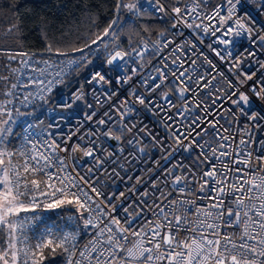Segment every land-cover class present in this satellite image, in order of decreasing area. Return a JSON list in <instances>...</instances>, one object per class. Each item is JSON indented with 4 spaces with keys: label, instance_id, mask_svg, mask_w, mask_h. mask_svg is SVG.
<instances>
[{
    "label": "snow or ice",
    "instance_id": "6c2138e0",
    "mask_svg": "<svg viewBox=\"0 0 264 264\" xmlns=\"http://www.w3.org/2000/svg\"><path fill=\"white\" fill-rule=\"evenodd\" d=\"M156 3V10L164 12L159 0ZM203 3L205 0H193L187 14L196 13ZM250 3H255L257 15H253L248 6ZM142 7L137 0H116L117 14L90 43H83L82 46L69 43L67 50L54 48L49 43L46 51L54 52L63 59L55 61L59 71L54 79L29 81L38 85L36 93L28 92L21 99L16 90L27 88L29 84L9 83L11 76L0 75V85H3L0 90V264H44L45 260L57 256L64 257V264H264V139L254 141L250 135L251 129L260 128L264 121V61L258 58L257 51L264 52V24L257 27V16L264 13V0H225L215 5L212 14L206 17L209 21H218V24L203 26V31L211 32L214 42L225 46L224 52L216 48L212 49L213 52L221 61H230L231 68L236 69V80H228L227 89L215 88V75L210 78L192 75L190 69L179 72L169 69L175 87H172L167 72L160 68L155 69L156 76H148L142 81L146 91L151 92L162 90L168 82V90L161 91V99L168 108L161 107V111L169 112L177 107L170 99L172 94H176L180 102L177 115L189 119L196 111L203 113V116L195 115L187 129H173L174 143L182 146L190 156L195 153L194 166H189L180 175L169 169L167 175L171 177V188L168 192L153 183L152 188L159 192V196H155L151 204L146 199L149 196L147 190L135 206L121 203L122 213L112 203V197L106 201L102 199L103 193L96 187L99 183L97 174L106 160L97 154L96 148H102V145L98 146L95 140H89L88 147L77 143L69 149L52 139L51 133L45 135L43 130L39 133L33 131L36 125L25 120L21 146L8 147L16 118L32 115L21 108L27 109L35 100L47 103L48 94L56 85L65 83L71 72L91 65V57L98 58L102 49L104 63L110 71L120 72L127 67L126 58H130L132 53L143 57V51L132 48L129 52L120 47L119 32L115 28L122 11L137 16ZM172 11L176 14L173 28L181 22L190 28L202 26L195 24L194 20L188 23L180 7H174ZM199 15L197 13V18ZM17 28L16 24L11 25L5 35ZM160 35L164 36V32ZM245 40L253 46L251 50L243 47L238 55L229 50L241 47ZM170 42H166L164 47ZM110 44L112 50H109ZM4 51L0 49V54ZM77 53L78 56L75 55ZM17 56L27 57L28 54H9L7 60L13 61ZM249 57L250 62L257 66L255 71L243 69ZM207 62L215 72L216 65L210 60ZM28 63V59L23 60V64ZM43 63L48 64V61ZM195 63L192 61L193 65ZM8 70L5 66V71ZM16 71L11 69L12 74ZM194 71V68L191 69V72ZM131 72L136 74L137 69L133 67ZM129 80L130 75L116 77L117 84H126ZM109 82L103 70L93 71L87 79V84L94 86ZM204 90L206 95H201ZM105 94L111 99L115 93L105 90ZM85 95L83 86L73 93L75 100L84 99ZM132 96L136 103L146 104V98L136 94L135 90ZM95 99L97 104L102 103L98 96ZM225 100L229 104L227 109L223 108ZM147 103L152 104V101ZM63 107L71 108L72 105L64 104ZM123 107L126 110L120 112V127L117 128L111 114L105 112V118L97 121V128L87 135L121 141L125 130L131 133L136 127L124 122V117L133 111L134 104L125 100ZM225 113L232 117L231 121H225L229 127H223L216 119L224 118ZM95 114L92 112L86 118L91 121ZM167 119L173 120V117L168 115ZM240 120L247 123L244 129H237L241 137L235 143L230 126ZM52 126L50 124L49 128ZM56 126L59 127V124ZM245 134L250 138L244 139ZM70 139L69 136L64 143L67 144ZM254 142L258 143L260 152L255 157L251 147ZM127 143L133 145L136 141L128 140ZM139 151L144 149L141 147ZM61 152L66 153V157L60 156ZM77 152L93 159L94 165L87 168V173L91 175L77 173L73 176L75 167L69 171V160L78 163L73 160V154ZM112 155V152L107 153L108 157ZM201 165L205 167L201 168ZM165 186H168L167 183ZM205 200L208 203H197ZM65 207L75 208L77 215L70 219L77 221V229L66 231L45 224L42 231L29 235L34 223L41 220L35 214L37 209ZM146 212L151 216H147ZM80 221L84 229H95L92 239L83 249L78 247L77 242Z\"/></svg>",
    "mask_w": 264,
    "mask_h": 264
},
{
    "label": "built area",
    "instance_id": "2783aa9c",
    "mask_svg": "<svg viewBox=\"0 0 264 264\" xmlns=\"http://www.w3.org/2000/svg\"><path fill=\"white\" fill-rule=\"evenodd\" d=\"M137 2L143 5L141 10L151 12L158 19H164L167 14L171 16L172 22L167 31L164 32V36H145L134 47L137 51L144 52L143 57H136L135 53H132L130 58H126L128 60L127 67L123 68L120 72L108 70V66L104 63L105 55L102 49L98 58L95 56L91 57L93 60L91 65L82 68L78 72H71L67 75L65 83L56 85L53 91L48 94L47 103L35 100L27 109L21 108L22 111L31 112L32 115L16 118L17 123L14 124L17 128V133L15 135L16 141L13 145L9 146V148H18L21 146L25 135L23 130L25 120L36 125L33 131L39 133L43 130L45 135L51 133L52 139L59 142L62 147H68L70 149L72 145L77 143L84 147H88L89 140H95L98 146L102 145V148H96L97 154L106 160L102 170L97 174L99 183L96 184V187L103 193L102 199L105 201L108 197L113 198L112 203L117 205L121 213L123 212V209L120 208L121 203L135 206L146 190L149 192V196L146 197V199H148L151 204L154 197L159 196V192H155L152 188L153 183L157 184L164 192H168L171 188V177L167 175V171L173 169L176 175H180L185 172V169L189 166H194V162L196 161L195 153L190 156L189 153L183 151L182 146H178L174 143L173 129L177 131L187 129L192 119L195 118V115L203 116V113L196 111L189 119H184L177 115L180 102L176 94H172L170 99L177 104V107L172 108L169 112L161 111V107L164 109L168 108V105L161 99V91L168 90V82H165V86L162 90L151 92L146 91V85L142 81L148 76H156V68H160L167 72L169 80L172 81V87H175V80L169 69L177 72L190 69V74L192 75H206L209 78L215 75L216 80L213 81L215 88L227 89V81L236 80V69L231 68V62L221 61L212 50L216 48L224 52L225 46L215 43V37L212 36L211 32L205 33L203 31V26H215L218 24V21H209L206 17L212 14L215 5L224 3L225 0H205V3L197 8V12L192 13L190 16L187 14V10L192 7L193 0H172L170 5H167L163 0H159V4L163 5L165 9L164 12L156 10L158 7L156 0H137ZM248 6L252 10L253 15H257L258 10L256 9L255 3H250ZM174 7H180L184 10L182 15L188 23L191 24L194 20L195 24H200L202 26L200 28H196L195 26L190 28L187 27L185 23L181 22L176 28H173L172 24L176 21V14L172 11ZM197 13H200L199 18H197ZM257 20V27H259V24H264V13H260L257 16ZM217 35H219V33H217ZM106 39H110V37ZM157 41H159V43H156ZM168 41L171 42L167 44V47H164V44ZM237 43L241 44L240 41ZM210 45L211 47H209ZM243 47H247L251 50L253 46L245 40L242 42L241 47H231L229 50L232 51L234 55H238L243 50ZM93 48H95V46H93ZM109 50H112V48L109 47ZM124 50L131 52L132 48ZM257 51L258 58L264 61V52ZM19 52L27 53L28 56H17L15 62H13L14 60H7V67L9 70H4L2 75L11 76L9 83H20L21 85L29 84L27 88L21 87L16 90L17 95L22 99L23 95L28 92L36 93L38 91V85L30 84V80L39 79L47 81L55 78V73L59 71V67L55 61L62 60L63 57L56 56L55 53L46 51L21 50ZM75 55L78 56L79 53ZM205 57H207V60ZM25 59L29 61L27 65L23 64V60ZM173 60L176 61L175 64H173ZM208 60L216 65L215 72L208 64ZM43 61H48V64L43 63ZM192 61L196 62L195 65L192 64ZM250 61L251 58L249 57L243 65L245 71L256 70L257 66ZM120 63L123 64V62ZM165 65H167V67H165ZM133 67L137 69L136 74H132L131 72ZM193 68L195 71L191 72ZM11 69H16V73L12 74ZM95 70H103L110 82L108 84L95 86L88 85L87 79ZM129 75L131 76V80H129L128 83H116L117 76L126 77ZM17 77H19V80ZM149 83H151V81H149ZM81 86H83L86 95L84 99L75 100L73 93ZM1 87L3 88V85ZM97 89L99 90L97 91ZM105 90L115 93L111 99H108ZM133 90H135L136 94L146 98L145 105H140L134 101V97L132 96ZM201 95H206V90H204ZM95 96L101 99V104L96 103ZM125 100L134 104L133 111L124 117V122L129 126L133 124L136 125L131 133L125 130L124 137L119 142L109 140L99 135H87L97 128V121L101 118H105V112H109L113 121L116 123V127H120V112L126 110L123 107V102ZM148 100H151L152 104H148ZM64 104H71L72 107H63ZM89 105H91V107H89ZM228 107L229 104L225 100L223 102V108L227 109ZM92 112L96 114L90 121L86 117ZM168 115L172 116L173 120H168ZM60 117H63V119H59ZM216 119L220 120V124L223 127H229L225 121H231L232 117L225 113L224 118L216 117ZM246 123V121L240 120L238 123L233 122L231 124L230 132L231 135L236 138L235 143H238L241 137V132L237 129H244ZM50 124L53 125L51 128H49ZM57 124H59V127L56 126ZM168 125H171V127H168ZM141 129H143V131H141ZM250 135L254 141L264 139V121L261 122L260 128H252ZM69 136L71 139L65 144L64 141L67 140ZM81 137H84V139H81ZM249 138L250 136L248 134L244 135V139ZM205 139H208V137H205ZM128 140H135L136 143L129 145L127 143ZM141 147L144 149L143 152L139 151ZM251 147L254 150V157L260 154L258 143L254 142ZM196 151L198 152L199 150L197 149ZM108 152H112L113 155L108 157ZM59 155L66 157L67 154L61 152ZM73 160L78 161V163H73L72 160L68 161L69 171H71L73 167L76 168V172H72L73 176H76L77 173L85 176L91 175L87 173V168L94 165V161L91 157L86 160H81L76 157L75 153L73 154ZM180 165L184 167L182 168ZM203 167H205V165H201V168ZM166 183L168 185L167 187L165 186ZM120 193H124V196L121 197ZM117 197H119V199H117ZM97 202H99V200ZM197 203H208V201H198ZM35 214L39 216L41 220L36 221L29 230L30 236L33 232H37V230L42 231L45 224L50 227L56 226L66 231L77 229V221L75 219H70L77 214L69 209L66 211L61 209H37ZM145 214L151 216V213L146 212ZM28 215H31V213ZM94 231L95 229H84L83 222H79L77 242L80 249H83L84 246L88 244L89 240L92 239V233ZM227 231L231 232L232 229H228ZM62 259L60 264H64V257ZM47 261L48 260H45L44 264H48Z\"/></svg>",
    "mask_w": 264,
    "mask_h": 264
},
{
    "label": "trees",
    "instance_id": "16d2710c",
    "mask_svg": "<svg viewBox=\"0 0 264 264\" xmlns=\"http://www.w3.org/2000/svg\"><path fill=\"white\" fill-rule=\"evenodd\" d=\"M170 5L172 0H163ZM116 0H0V65H7V55L21 50L46 51L49 43L54 48L67 50L69 43L82 46L101 34L117 14ZM128 2V0H125ZM121 19L115 25L119 32L120 47L134 48L145 36L158 37L166 32L172 22L171 16L158 19L151 12L141 10L137 16L127 11L120 13ZM18 25V42L5 35L12 22ZM122 25V27H121ZM110 48L113 46L110 44ZM48 52V51H46ZM54 53V52H53ZM15 62V60L13 61ZM4 69L0 68V75ZM16 133L11 145L16 141ZM10 145V146H11ZM75 212L74 208L61 210ZM63 256L47 259L48 264H60Z\"/></svg>",
    "mask_w": 264,
    "mask_h": 264
},
{
    "label": "rangeland",
    "instance_id": "374dc122",
    "mask_svg": "<svg viewBox=\"0 0 264 264\" xmlns=\"http://www.w3.org/2000/svg\"><path fill=\"white\" fill-rule=\"evenodd\" d=\"M13 24H16L17 25V22H12V25ZM18 26V25H17ZM7 33V32H6ZM7 37H8V39L9 40H11L12 42H14V43H16V42H18V40H19V38H18V28H17V30L16 31H14V32H12V33H9V34H7L6 35ZM5 66H7V65H5L4 64V66H2V65H0V68H2V69H4L5 70ZM2 85H0V90H1V87ZM13 127V134L9 137V139H11L12 137H13V135L15 134V131H16V127L13 125L12 126ZM76 157L78 158V159H81V160H86L87 158H89V157H83V153L82 152H77L76 153ZM75 209V208H74ZM76 213V212H75Z\"/></svg>",
    "mask_w": 264,
    "mask_h": 264
},
{
    "label": "flooded vegetation",
    "instance_id": "af4514ba",
    "mask_svg": "<svg viewBox=\"0 0 264 264\" xmlns=\"http://www.w3.org/2000/svg\"><path fill=\"white\" fill-rule=\"evenodd\" d=\"M11 139H12V138H11ZM11 139H10V140H11ZM10 145H11V144H9L8 147H9Z\"/></svg>",
    "mask_w": 264,
    "mask_h": 264
}]
</instances>
